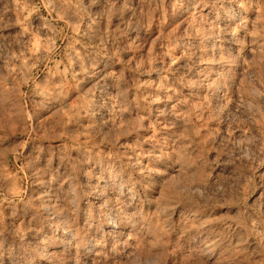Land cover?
I'll use <instances>...</instances> for the list:
<instances>
[{
  "label": "rangeland",
  "instance_id": "1",
  "mask_svg": "<svg viewBox=\"0 0 264 264\" xmlns=\"http://www.w3.org/2000/svg\"><path fill=\"white\" fill-rule=\"evenodd\" d=\"M0 264H264V0H0Z\"/></svg>",
  "mask_w": 264,
  "mask_h": 264
},
{
  "label": "bare ground",
  "instance_id": "2",
  "mask_svg": "<svg viewBox=\"0 0 264 264\" xmlns=\"http://www.w3.org/2000/svg\"><path fill=\"white\" fill-rule=\"evenodd\" d=\"M68 13H69V12H68ZM71 16H73V15H71ZM76 16H77V15H76ZM74 21H75V20H74ZM86 35H87V34H86ZM90 36H91V35H90ZM33 44H34V43H33ZM30 49H31V48H30ZM32 49H33V47H32ZM32 49H31V50H32ZM34 49L37 50L38 48H36V46H35ZM29 51H30V50H29ZM31 52H32V51H31ZM91 65H92V64H91ZM82 68H83V67H82ZM87 68H89V67H87ZM83 69H84V68H83ZM83 69H82V70H83ZM86 70H88V69H86ZM92 70H93V69H92ZM90 71H91V70H90ZM82 72H83V71H82ZM80 73H81V72L79 71V74H80ZM82 74H84V72H83ZM88 74H89V73H88ZM88 74H87V75H88ZM92 74H93V73H92ZM101 74H102V73H101ZM90 75H91V74H90ZM90 75H88V78L91 77V76H93V75H91V76H90ZM98 75H99V74H98ZM82 76H83V75H82ZM94 76L96 77V75H94ZM99 76H100V75H99ZM99 76H98V77H99ZM18 77H19V76H18ZM83 77H84V76H83ZM86 77H87V76H86ZM86 77H85V79H86ZM77 78H78V77H77ZM79 78H80V77H79ZM81 78H82V77H81ZM85 79H84V80H85ZM90 79H91V78H90ZM93 79H94V78H93ZM93 79H92V80H93ZM81 80H82V79H81ZM81 80H79V81L82 82ZM94 80H95V79H94ZM55 81H56V80H55ZM87 81H88V80H87ZM87 81H86V82H87ZM89 81H91V80H89ZM84 82H85V81H84ZM91 82H94V81H91ZM95 82H96V81H95ZM98 82H99V81H98ZM52 83H53V82H52ZM93 84H95V83H93ZM52 85H53V84H52ZM79 85H80V84H79ZM50 86H51V85H50ZM53 86H54V85H53ZM58 88H59V87L57 86V88H56V85H55V87H53V88H50V89H47V90L45 89V91H42V92H41V98H42V100H43V99H45V100L48 99V100L51 101V100H56V99H57V101H58L59 90H60V89H58ZM40 91H41V90H40ZM63 92H64V91H63ZM39 94H40V93H39ZM62 98H63V97H62ZM160 99H161V98H160ZM40 100H41V99H40ZM48 100H47V101H48ZM60 100H61V98H60ZM62 100H63V99H62ZM64 100H65V99H64ZM165 101H166V100H165ZM51 102H52V101H51ZM65 102H66V101H65ZM166 102H167V101H166ZM41 103H42V102H41ZM46 103H47V102H46ZM63 103H64V102H63ZM178 103H179V102H178ZM53 104H54V103H53ZM181 104H182V103H181ZM44 105H45V104H44ZM85 105H86V104H85ZM86 106H87V105H86ZM160 106H161V105H160ZM181 106H183V104H182ZM181 106H180V107H181ZM172 107H173V106H172ZM176 107H177V106H176ZM81 108H82V106H81ZM85 108H87V107H85ZM85 108H83V110H84ZM181 108H182V107H181ZM173 109H174V108H173ZM173 109H172V111H173ZM177 109H178V108H177ZM177 109H176V110H177ZM184 109H185V108H184ZM184 109H183V110H184ZM176 110H174V111H176ZM178 110H179V109H178ZM178 110H177V111H178ZM185 110H186V109H185ZM81 111H82V110H81ZM85 111H86V110H85ZM172 111H171V112H172ZM174 111H173V112H174ZM179 111H180V110H179ZM179 111H178V114H179ZM82 112H83V111H82ZM173 112H172V114H173ZM180 112H181V111H180ZM182 112H183V111H182ZM182 112H181V113H182ZM86 113H89V112H86ZM175 113L177 114V112H175ZM84 114H85V112H84ZM182 115H183V114H181L180 116H178V115H175V114H174V115H172L171 120L173 121V123L176 122V125H177V123H178V125H179V124H181V125H185V124H186V123H185L186 120H185L184 118H181ZM90 116H91V115H90ZM185 118H186V117H185ZM183 119H184L185 121H184ZM4 124H5V123H4ZM181 125H179V126H181ZM1 127H2V126H1ZM182 127H183V126H182ZM38 129H39V128H38ZM193 130H194V129H193ZM195 132H196V131H195ZM195 132H194V133H195ZM204 134H205V133H204ZM170 137H171V136H170ZM58 147H59V146H58ZM123 147H124V146H123ZM144 148H145V147H144ZM76 153H77V152H76ZM146 154H147V152H146ZM36 155H37V154H36ZM127 155H128V154H127ZM141 155H142V153H141ZM150 155H152V156H151L150 158H149V156H146V157H148V158H146V159H148V160L151 161L152 163L156 162V159H158V157L156 156V157H157V158H156L155 156H153V155H154L153 153L150 154ZM30 158H31V157H30ZM75 158H76V156H75ZM155 158H156V159H155ZM90 159H91V158H90ZM34 161H35V160H34ZM53 161H54V160H53ZM79 161H80V160H79ZM82 161H83V160H82ZM30 162H31V161H30ZM147 162H148V161H147ZM158 162H159V161H158ZM91 163H92V162H91ZM54 164H55V163H54ZM44 165H45V164H44ZM46 165H47V164H46ZM48 166H49V165H48ZM162 166H163V165H162ZM2 167H3V166H2ZM56 167H57V165H56ZM39 168H40V167H39ZM58 168H59V165H58ZM98 168H99V167H98ZM101 168H102V167H101ZM41 169H42V168H41ZM52 169H53V168H52ZM39 170H40V169H39ZM47 170H48V169H47ZM53 170H54V169H53ZM151 170H152V169H151ZM153 170H154V169H153ZM156 170H157V168H156ZM4 171H5V170H4ZM91 171H92V170H91ZM91 171H90V172H91ZM104 171H105V170H104ZM6 172H7V171H6ZM44 172H46V171H44ZM56 172H57V171H56ZM56 172H55V173H56ZM92 172H93V171H92ZM94 172H95V171H94ZM98 172H100V171H98ZM4 173H5V172H4ZM50 173H51V172H50ZM57 173H58V172H57ZM87 173H88V172H87ZM103 173H104V172H103ZM46 174H47V173H46ZM48 174H49V173H48ZM63 174H64V173H63ZM88 174H89V173H88ZM91 174H92V173H91ZM93 174H94V173H93ZM100 174H101V173H100ZM158 174H159V173H158ZM42 175H43V174H42ZM106 175H107V174H106ZM2 176H3V175H2ZM5 176H6V175H5ZM5 176H4V177H5ZM45 176H46V175H45ZM49 176H50V175H49ZM115 176H116V175H115ZM4 177H3V178H4ZM8 177H9V176H8ZM8 177H7V179L10 180ZM37 177H38V176H37ZM37 177H34V178H35V181H36V178H37ZM40 177H41V176H40ZM103 177H104V176H103ZM1 178H2V177H1ZM3 178H2V179H3ZM91 178H92V177H91ZM93 178H94V177H93ZM105 179H106V178H105ZM3 180H4V179H3ZM8 180H5V181H8ZM12 180H13V179H12ZM37 180H38V179H37ZM41 180H42L41 184L44 185V186H47V185H48V182H47V181H49V180H51V179L47 180L46 177H45V178L42 177ZM52 180H54V179H52ZM96 180H98V179H96ZM107 180H108V179H107ZM113 180H114V179H113ZM118 180H119V179H118ZM56 181H57V180H56ZM104 181H105V180H104ZM12 182H13V181H10V183H12ZM93 182H95V181H93ZM2 183H3L4 187H5L6 183H4V182H2ZM51 183H52V182H51ZM61 183H63V182H61ZM12 184H13V183H12ZM66 184H67V183H66ZM92 184H93V183H92ZM95 184L97 185V184H99V183L96 181ZM53 185H54V183H53ZM53 185H51V186H52L51 188H53V191H55ZM59 185H60V184H59ZM6 186L8 187V185H6ZM39 186H40V185H39ZM44 186H42V187L44 188ZM54 186H56V184H55ZM61 186H62V185H61ZM93 186H94V184H93ZM1 187H2V186H1ZM7 187H6V188H7ZM40 187H41V186H40ZM49 187H50V186H49ZM57 187H58V186H57ZM70 187H71V186H70ZM96 187H97V186H96ZM98 187H99V186H98ZM55 188H56V187H55ZM92 188H94V187H92ZM101 188H102V187H101ZM57 189H58V188H57ZM68 189H69V188H68ZM73 189H74V188H73ZM7 190H8V188L6 189V191H7ZM98 190H99V189H98ZM100 190H101V189H100ZM171 190H172V189H171ZM4 191H5V188H4L3 192H4ZM6 191H5V192H6ZM12 191H13V188H12L11 192H12ZM43 191H44V189H43ZM47 191H48V190H47ZM72 191H73V190H72ZM95 191H96V190H95ZM8 192H10V190H9ZM11 192H10V193H11ZM57 192H58V191H57ZM57 192H56V193H57ZM96 192H97V191H96ZM98 192H99V191H98ZM15 193H17V191H16ZM42 193H43V192H42ZM42 193H41V194H42ZM46 193H48V192H46ZM46 193H44V195H46ZM49 193H51V192H49ZM73 193H74V192H73ZM99 193H100V192H99ZM103 193H104V192H103ZM6 194H8V193H6ZM11 194H12V193H11ZM69 194H70V192H69ZM93 194H94V193H93ZM101 194H102V193H101ZM104 194H105V193H104ZM114 194H115V193H114ZM8 195H9V194H8ZM55 195H56V194H55ZM94 195H95V194H94ZM106 195H107V194H106ZM41 196H42V195H41ZM46 196H47V195H46ZM46 196H45V199L42 198V200H39V199H40V198H39V199H38L39 202L41 203V201H42V202L44 201V203H45L46 201H48V199H46ZM48 196H49V194H48ZM57 196H58V195H57ZM66 196H67V195H66ZM96 196H97V195H96ZM102 196H103V195H102ZM111 196H112V195H111ZM36 197H37V196H36ZM54 197H55V196H54ZM108 197H109V196H108ZM115 197H116V196H115ZM32 198H33V197H32ZM80 198H81V197H80ZM96 198H97V197H96ZM96 198H94V199H96ZM99 198H101V197H99ZM156 198H157V197H156ZM61 199H62V198H61ZM66 199H67V198H66ZM66 199H65V200H66ZM94 199H93V200H94ZM118 199H119V198H118ZM36 200H37V199H36ZM93 200H92V201H93ZM96 200H98V199H96ZM108 200H109V199H108ZM82 201H83V200H82ZM101 201H102V203H104V202L106 203V201H107V200H106V197H105L104 202H103V200H101ZM101 201H100V202H101ZM116 201H117V200H116ZM121 201H122V200H121ZM160 201H161V200H160ZM35 202H36V201H35ZM61 202H63V201H61ZM65 202H66V201H65ZM65 202H64V203H65ZM111 202H112V201H111ZM164 202H165V201H164ZM166 202H167V201H166ZM47 203H48V202H47ZM50 203H51V202H50ZM55 203H56V202H55ZM114 203H115V202H114ZM38 204H39V203H38ZM41 204H42V203H41ZM41 204H40V205H41ZM45 204H46V203H45ZM45 204H44V207L46 206ZM48 204H49V203H48ZM52 205H53V204H52ZM57 205H58V204H57ZM116 205H117V204H116ZM33 206H34V205H33ZM48 206H49V205H48ZM48 206H46V208L44 209V208H43V205H42V208H43L44 210L48 211V210H50V208H51V207H48ZM50 206H51V205H50ZM61 206H62V205H61ZM67 206H68V205H67ZM120 206H121V205H120ZM151 206H152V205H151ZM154 206H155V204H154ZM9 207H10V206H9ZM24 207H25V206H24ZM38 207H39V206H38ZM57 207H58V206H57ZM115 207H116V206H115ZM91 208H92V207H91ZM27 209H28V208H27ZM43 209H42V210H43ZM105 209H106V208H105ZM114 209H115V208H114ZM116 209H117V208H116ZM44 210H43V211H44ZM92 210H93V209H92ZM99 210H100V209H99ZM122 210H123V209H122ZM50 211H51V210H50ZM66 211H67V210H65L64 212H66ZM28 212H29V211H28ZM53 212H54V211H53ZM69 212H70V211H69ZM75 212H76V211H75ZM115 212H118V209L115 210ZM45 213L47 214V212H45ZM73 213H74V212H73ZM125 213H126V212H125ZM68 214H69V213H68ZM79 214H80V213H79ZM38 215H39V214H38ZM40 215H41V214H40ZM116 215H119V214L117 213ZM127 215H128V214H127ZM20 216H21V215H20ZM42 216L44 217L45 215H42ZM65 216H66V215H65ZM119 216H120V215H119ZM61 217H63V215H58V216H57V218H61ZM53 218H54V217H53ZM57 218H56V219H57ZM56 219H55V220H56ZM123 219H124V218H123ZM27 220H28V219H27ZM59 220H60V219H59ZM62 220H63V219H62ZM86 220H87V219H86ZM94 220H95V219H94ZM99 220H100V219H99ZM57 221H58V220H57ZM122 221H123V220H122ZM49 222H50V221H49ZM81 222H83V221H81ZM86 222H87V221H86ZM61 223H62V222H61ZM122 223H123V222H122ZM25 224H26V223H25ZM86 224H87V223H86ZM73 225H74V224H73ZM77 225H78V224H77ZM92 225H93V224H92ZM146 225H147V224H146ZM44 226H45V225H44ZM81 226H82V225H81ZM30 227H31V226H30ZM94 227H95V226H94ZM39 228H40V227H39ZM82 228H83V226H82ZM84 228H85V227H84ZM117 228H118V227H117ZM144 228H145V227H144ZM22 229H23V228H22ZM28 229H30V228H28ZM46 229H47V228H46ZM78 229H79V227H78ZM89 229H90V228H89ZM98 229H99V228H98ZM123 229H124V228H123ZM152 229L154 230V228H152ZM75 230H76V229H75ZM73 231H74V230H73ZM151 231H152V230H151ZM151 231H150V232H151ZM154 231H155V230H154ZM75 232H76V231H75ZM87 232H88V231H87ZM79 233H80V232H79ZM79 233H78V234H79ZM135 233H136V232H135ZM102 234H104V233H102ZM148 235H149V234H148ZM69 237H70V236H69ZM133 238H134V237H133ZM93 239H94V238H93ZM51 241H52V240H51ZM144 241H145V240H144ZM87 242H88V241H87ZM135 244H136V243H135ZM131 246H132V245H131ZM52 248H53V247H52ZM53 251H54V248H53ZM126 252H127V251H126ZM93 253H94V252H93ZM101 253H102V252H101ZM130 255H131V254H130ZM112 256H113V255H112ZM113 257H114V256H113Z\"/></svg>",
  "mask_w": 264,
  "mask_h": 264
}]
</instances>
